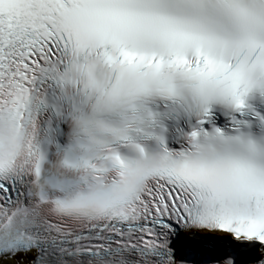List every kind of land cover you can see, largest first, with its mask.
<instances>
[{"label":"snow or ice","instance_id":"6c2138e0","mask_svg":"<svg viewBox=\"0 0 264 264\" xmlns=\"http://www.w3.org/2000/svg\"><path fill=\"white\" fill-rule=\"evenodd\" d=\"M0 264H264V0H0Z\"/></svg>","mask_w":264,"mask_h":264}]
</instances>
